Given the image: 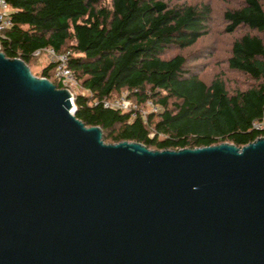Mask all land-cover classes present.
Segmentation results:
<instances>
[{
  "label": "water",
  "instance_id": "1",
  "mask_svg": "<svg viewBox=\"0 0 264 264\" xmlns=\"http://www.w3.org/2000/svg\"><path fill=\"white\" fill-rule=\"evenodd\" d=\"M0 52V264H264V137L106 144Z\"/></svg>",
  "mask_w": 264,
  "mask_h": 264
},
{
  "label": "trees",
  "instance_id": "2",
  "mask_svg": "<svg viewBox=\"0 0 264 264\" xmlns=\"http://www.w3.org/2000/svg\"><path fill=\"white\" fill-rule=\"evenodd\" d=\"M12 26L0 36V52L29 68L50 49L69 52L68 66L81 92L74 115L99 127L103 141L136 142L155 151L196 149L228 143L242 148L264 137L253 128L264 117V7L241 0L223 13L224 33L235 38L227 68L247 77L245 89L229 91L220 78L205 82L178 53L209 33L212 11L187 0H6ZM54 62L41 78L57 89ZM125 92L138 106L158 111L142 119L137 110L104 107Z\"/></svg>",
  "mask_w": 264,
  "mask_h": 264
},
{
  "label": "rangeland",
  "instance_id": "3",
  "mask_svg": "<svg viewBox=\"0 0 264 264\" xmlns=\"http://www.w3.org/2000/svg\"><path fill=\"white\" fill-rule=\"evenodd\" d=\"M178 0H175V2ZM190 4H206L212 11L211 25L209 26V33L203 39H201L195 46L183 50L169 51L168 55L182 54L187 60V68L193 73L197 74L202 80L210 83L215 78H220L224 81L227 89L233 91L236 89H245L250 86V80L242 74L230 71L227 68L226 59L229 56L230 45L232 41L239 37L244 31H237L233 35H227L223 29L225 27L223 21V13L228 9H233L241 4V0H187ZM264 7V0H260ZM54 61V57L47 51H44L37 55L30 64L31 73L37 77H40L41 70ZM72 96L79 94L81 89L77 82L71 84L69 88ZM122 96H127L123 92L120 97L114 99H120ZM114 100H110L114 101ZM130 103L132 110H137L142 119L151 112L158 111L153 105L148 103L138 106L131 100L126 99ZM106 144H111L107 142Z\"/></svg>",
  "mask_w": 264,
  "mask_h": 264
},
{
  "label": "built area",
  "instance_id": "4",
  "mask_svg": "<svg viewBox=\"0 0 264 264\" xmlns=\"http://www.w3.org/2000/svg\"><path fill=\"white\" fill-rule=\"evenodd\" d=\"M11 9L6 0H0V36L1 34L11 28L12 20H11ZM54 57V78L56 82L62 87V89H66L70 92L69 88L71 84L75 83V79L71 70L69 69V52L65 53H54L52 50H46ZM126 96H122L120 99L114 101H105L104 107L110 108L113 110H118L121 112H130L132 109L130 108V103L126 101ZM152 105L151 103H148ZM253 128L257 130L264 129V117L261 122L255 123Z\"/></svg>",
  "mask_w": 264,
  "mask_h": 264
}]
</instances>
